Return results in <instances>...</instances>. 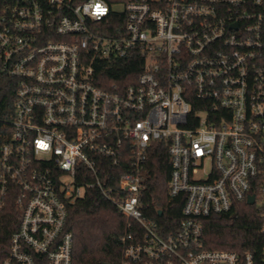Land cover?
Masks as SVG:
<instances>
[{"label": "built area", "instance_id": "built-area-1", "mask_svg": "<svg viewBox=\"0 0 264 264\" xmlns=\"http://www.w3.org/2000/svg\"><path fill=\"white\" fill-rule=\"evenodd\" d=\"M0 87V220L19 219L0 264H72L69 208L94 191L126 219L120 264H257L206 248L242 205L264 261V0H0ZM163 153L170 233L143 200Z\"/></svg>", "mask_w": 264, "mask_h": 264}, {"label": "trees", "instance_id": "trees-1", "mask_svg": "<svg viewBox=\"0 0 264 264\" xmlns=\"http://www.w3.org/2000/svg\"><path fill=\"white\" fill-rule=\"evenodd\" d=\"M135 72V68L109 77L122 79ZM135 76V75H132ZM7 92L0 87V110L6 107ZM143 200L148 204L147 215L157 221L163 233L175 230L182 217L183 197L170 199L168 188L171 166L167 153L151 158ZM123 170H116L120 174ZM163 215L160 216L159 212ZM68 229L74 237L72 264H120L126 233V219L118 207L103 199L97 192H89L69 208ZM19 219L10 213L0 220V261L9 250L12 232ZM259 221L249 208L242 205L239 216L232 214L211 216L205 220V244L208 249L233 250L246 254L251 251L257 264H264L262 236Z\"/></svg>", "mask_w": 264, "mask_h": 264}, {"label": "water", "instance_id": "water-1", "mask_svg": "<svg viewBox=\"0 0 264 264\" xmlns=\"http://www.w3.org/2000/svg\"><path fill=\"white\" fill-rule=\"evenodd\" d=\"M253 202H254V196L249 197V199H248V203H249V204H253ZM162 214H163V212L160 211V212H159V215L162 216Z\"/></svg>", "mask_w": 264, "mask_h": 264}]
</instances>
